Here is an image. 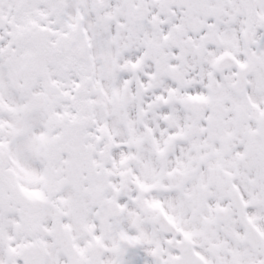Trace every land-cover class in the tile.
I'll return each instance as SVG.
<instances>
[{"label":"snow or ice","instance_id":"snow-or-ice-1","mask_svg":"<svg viewBox=\"0 0 264 264\" xmlns=\"http://www.w3.org/2000/svg\"><path fill=\"white\" fill-rule=\"evenodd\" d=\"M0 264H264V0H0Z\"/></svg>","mask_w":264,"mask_h":264}]
</instances>
